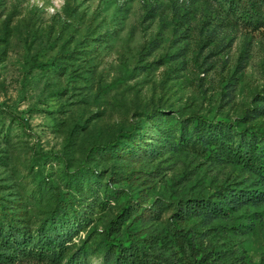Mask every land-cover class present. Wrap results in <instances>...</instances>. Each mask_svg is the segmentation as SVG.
Here are the masks:
<instances>
[{
  "label": "rangeland",
  "instance_id": "1",
  "mask_svg": "<svg viewBox=\"0 0 264 264\" xmlns=\"http://www.w3.org/2000/svg\"><path fill=\"white\" fill-rule=\"evenodd\" d=\"M248 1L0 0L3 216L31 233L62 220L60 264H111L107 240L132 239L166 264H264V200L222 216L175 210L264 192L261 174L181 133L197 114L262 144L264 15L245 14ZM131 126L138 143L103 148Z\"/></svg>",
  "mask_w": 264,
  "mask_h": 264
},
{
  "label": "trees",
  "instance_id": "2",
  "mask_svg": "<svg viewBox=\"0 0 264 264\" xmlns=\"http://www.w3.org/2000/svg\"><path fill=\"white\" fill-rule=\"evenodd\" d=\"M264 0H249L245 9V14L249 15L253 20H258L263 17L261 6ZM151 111H146L150 114ZM186 121V120H185ZM192 126L191 131L185 126ZM181 133L183 134L184 143L194 149L201 150L204 153L208 150L216 158L230 160L243 164L247 169L261 174L264 177V138L262 144L255 142L242 143L233 142L231 129H236V126L224 120H211L201 115L194 114L187 124L182 123ZM237 132L244 135V130ZM138 131L135 127L127 128L124 133L107 141L103 148L118 147L122 143L127 144L136 141L135 136ZM126 136L127 141L121 138ZM138 141L135 142V144ZM128 145V144H127ZM140 146H136L139 151ZM220 200H204L191 199L185 206H178L175 210L191 214L203 213L210 216H222L237 209L243 203L250 201L256 202L264 200V192L257 191H241L234 190L228 193H221ZM130 205L123 208L112 220L110 228L115 230L127 216L130 215L133 209ZM6 216H3L0 210V264H12L21 257L33 258L42 264H60L66 253L67 241L63 237L70 232L59 231L62 227V220L54 221L53 216L51 222L42 225L37 229V232L31 233L30 229H26L24 225H18L11 222ZM65 232V233H63ZM149 243L130 240L128 244L121 242L115 243L114 240H107V248L105 260L111 264H166L161 261L165 255L151 250Z\"/></svg>",
  "mask_w": 264,
  "mask_h": 264
}]
</instances>
